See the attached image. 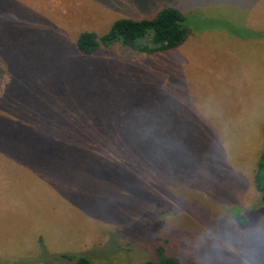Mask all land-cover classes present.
<instances>
[{"label": "rangeland", "instance_id": "374dc122", "mask_svg": "<svg viewBox=\"0 0 264 264\" xmlns=\"http://www.w3.org/2000/svg\"><path fill=\"white\" fill-rule=\"evenodd\" d=\"M166 4L192 30L177 48L75 52ZM263 130L264 0H0V264H138L157 245L241 264L227 242L264 228Z\"/></svg>", "mask_w": 264, "mask_h": 264}, {"label": "trees", "instance_id": "16d2710c", "mask_svg": "<svg viewBox=\"0 0 264 264\" xmlns=\"http://www.w3.org/2000/svg\"><path fill=\"white\" fill-rule=\"evenodd\" d=\"M188 23V18L179 8L172 4H166L148 18H118L111 24L107 32L100 36L92 31H81L73 46L80 57L92 56L102 47L113 45L144 54L163 53L177 48L187 39L192 33ZM38 142L49 148L57 145L51 137H43L38 139ZM254 184L257 191L264 194V148L254 175ZM240 211L241 208L238 207L231 210L233 220L239 225H245L249 222L250 217ZM155 253L157 256L155 260H147L138 264H182L177 257L166 254L162 245L155 247ZM60 258L67 259L70 264H94L88 255L82 253H61L55 256L54 261H58ZM45 264H51V262L45 261Z\"/></svg>", "mask_w": 264, "mask_h": 264}, {"label": "clouds", "instance_id": "9594fccd", "mask_svg": "<svg viewBox=\"0 0 264 264\" xmlns=\"http://www.w3.org/2000/svg\"><path fill=\"white\" fill-rule=\"evenodd\" d=\"M227 248L242 254L241 264H259V257L264 251V228L255 230L251 235L243 234L235 240H228Z\"/></svg>", "mask_w": 264, "mask_h": 264}]
</instances>
